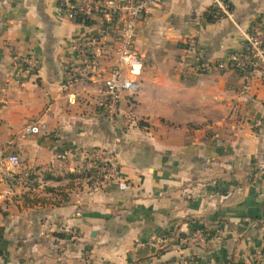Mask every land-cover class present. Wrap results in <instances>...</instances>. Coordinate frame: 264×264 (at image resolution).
Listing matches in <instances>:
<instances>
[{
    "label": "crops",
    "instance_id": "0c3cea01",
    "mask_svg": "<svg viewBox=\"0 0 264 264\" xmlns=\"http://www.w3.org/2000/svg\"><path fill=\"white\" fill-rule=\"evenodd\" d=\"M63 1L0 0V264H264V84L245 92L209 66L242 48L235 23L253 25L264 0H226L234 21L207 22L208 0L152 9L136 28L138 90L112 123L101 84H68L65 71L71 43L98 37L100 21L67 18ZM34 119L47 130L20 138ZM93 148L117 155L129 190L78 188L55 158Z\"/></svg>",
    "mask_w": 264,
    "mask_h": 264
},
{
    "label": "built area",
    "instance_id": "2783aa9c",
    "mask_svg": "<svg viewBox=\"0 0 264 264\" xmlns=\"http://www.w3.org/2000/svg\"><path fill=\"white\" fill-rule=\"evenodd\" d=\"M166 0H64L61 5L67 18L76 21H89L98 18L101 31L98 37L74 40L70 49L72 58L65 63L66 79L73 84L77 78L99 82L102 86L103 101L101 111L111 123L119 116V104L123 92L134 94L137 84L130 80L141 67V57L135 46L136 28L147 18L152 9L161 7ZM210 9H214L221 18L233 20L231 5L226 0H208ZM243 46L239 51L230 53L225 60L209 66L218 72L233 71L245 82L244 91L248 92L249 82L257 77L264 84V16L258 17L249 28H242L235 23ZM109 37L112 43L109 42ZM115 45V46H113ZM115 61L109 66V56ZM197 69L203 70L197 59ZM21 68L35 70L34 60L18 59ZM128 75V77L125 76ZM127 120H132L134 112L124 113ZM126 120V122H127ZM264 124V123H263ZM260 122L253 124L254 128ZM47 130L40 119L30 121L19 133L20 138L43 133ZM13 143V138L8 144ZM57 160L69 159V173L72 183L79 188L81 184L92 190H104L115 186L119 191L129 190V184L123 178L117 155L106 149L64 150L55 155ZM6 163L11 168L20 166V158L9 154ZM186 242L202 241V237L186 238ZM163 241L150 243V247ZM260 256V254L258 255ZM175 264H193L180 261Z\"/></svg>",
    "mask_w": 264,
    "mask_h": 264
},
{
    "label": "trees",
    "instance_id": "16d2710c",
    "mask_svg": "<svg viewBox=\"0 0 264 264\" xmlns=\"http://www.w3.org/2000/svg\"><path fill=\"white\" fill-rule=\"evenodd\" d=\"M220 18H221V16L214 9H210L208 14H207L206 20H207V22H214V21L219 20ZM76 22L83 23L85 25L90 24L89 21H81L79 19L76 20ZM12 178L15 179V174L12 175ZM24 201L28 202L27 198H25ZM35 202H38V200H36ZM3 234H4V228L0 227V257L3 256V250H2Z\"/></svg>",
    "mask_w": 264,
    "mask_h": 264
},
{
    "label": "rangeland",
    "instance_id": "374dc122",
    "mask_svg": "<svg viewBox=\"0 0 264 264\" xmlns=\"http://www.w3.org/2000/svg\"><path fill=\"white\" fill-rule=\"evenodd\" d=\"M85 264H87V263H85Z\"/></svg>",
    "mask_w": 264,
    "mask_h": 264
}]
</instances>
